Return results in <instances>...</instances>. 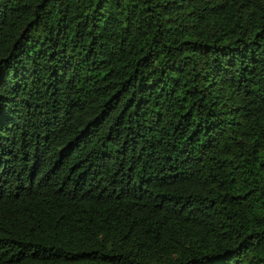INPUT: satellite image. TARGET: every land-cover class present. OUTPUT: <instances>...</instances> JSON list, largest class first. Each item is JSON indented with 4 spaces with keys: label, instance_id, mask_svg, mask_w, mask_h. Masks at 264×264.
I'll list each match as a JSON object with an SVG mask.
<instances>
[{
    "label": "trees",
    "instance_id": "16d2710c",
    "mask_svg": "<svg viewBox=\"0 0 264 264\" xmlns=\"http://www.w3.org/2000/svg\"><path fill=\"white\" fill-rule=\"evenodd\" d=\"M0 264H264V0H0Z\"/></svg>",
    "mask_w": 264,
    "mask_h": 264
}]
</instances>
